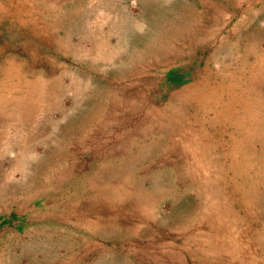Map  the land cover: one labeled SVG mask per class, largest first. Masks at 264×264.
Returning <instances> with one entry per match:
<instances>
[{"label": "rangeland", "instance_id": "rangeland-1", "mask_svg": "<svg viewBox=\"0 0 264 264\" xmlns=\"http://www.w3.org/2000/svg\"><path fill=\"white\" fill-rule=\"evenodd\" d=\"M111 1L132 22L149 15L144 4L152 3L0 0V85L62 68L92 72L83 60L89 45L77 44L75 29L109 27ZM154 6L168 11L175 39L162 52L154 43L147 50L154 62L163 60L147 73L153 79L147 87L157 89L151 99L163 109L158 123L166 138L145 168L163 170L167 179L155 191L144 168L130 177L128 185L141 189L116 195L131 209L125 225L115 227L120 236L83 242V249L97 243L100 251L125 254L126 264H264V0H154ZM66 31L72 49L61 48ZM173 77L180 82L171 83ZM93 196L86 202L105 210L112 201L106 193Z\"/></svg>", "mask_w": 264, "mask_h": 264}, {"label": "crops", "instance_id": "crops-1", "mask_svg": "<svg viewBox=\"0 0 264 264\" xmlns=\"http://www.w3.org/2000/svg\"><path fill=\"white\" fill-rule=\"evenodd\" d=\"M150 2L144 4L149 15L133 22L111 1L109 27L76 26L77 44L89 45L83 60L92 72L62 68L0 85V264H72L83 257L126 264L121 252L100 251L97 243L84 250L82 243L119 235L115 227L125 225L131 209L116 195L141 189L128 185L130 177L144 168L155 191L167 179L163 170L145 168L166 138L163 109L151 99L157 89L147 87L153 80L147 73L163 60L154 62L147 50L154 43L162 52L175 38L168 11ZM67 33L62 49H72ZM100 193L112 199L106 210L86 202Z\"/></svg>", "mask_w": 264, "mask_h": 264}]
</instances>
